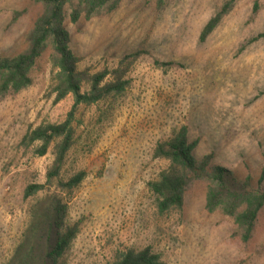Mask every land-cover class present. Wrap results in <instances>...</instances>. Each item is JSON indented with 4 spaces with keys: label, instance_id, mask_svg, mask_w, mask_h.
<instances>
[{
    "label": "rangeland",
    "instance_id": "374dc122",
    "mask_svg": "<svg viewBox=\"0 0 264 264\" xmlns=\"http://www.w3.org/2000/svg\"><path fill=\"white\" fill-rule=\"evenodd\" d=\"M224 1L121 0L76 22L66 6L77 71L121 66L128 84L73 116V145L59 178L85 176L72 192L49 187L66 205V224L77 226L61 264H112L145 248L163 264H264V209L243 242L232 218L206 210L207 182L190 184L182 208L163 215L148 189L168 166L153 157L156 146L181 128L197 142V160L213 154L215 164L253 180L264 166V38L252 41L264 33V0H236L200 43ZM42 11L37 0H0V57L27 49ZM52 53L48 44L29 73L31 86L0 97V264H10L30 207L45 195L24 199L25 187L44 184L54 159L56 142L38 157L37 145L21 140L37 126L63 122L73 103L68 95L53 104Z\"/></svg>",
    "mask_w": 264,
    "mask_h": 264
},
{
    "label": "trees",
    "instance_id": "16d2710c",
    "mask_svg": "<svg viewBox=\"0 0 264 264\" xmlns=\"http://www.w3.org/2000/svg\"><path fill=\"white\" fill-rule=\"evenodd\" d=\"M43 7L27 35L28 47L15 57H0V97L7 93H18L32 84L29 75L37 59L49 44L52 49V65L56 72L53 77V104L72 96V106L63 122L43 124L29 130L21 143L25 147L37 145L34 154L44 156L50 145L55 143L54 159L46 172L44 184H28L23 198L29 199L40 192L45 195L30 207L28 224L16 246L10 264H61L77 233V226L66 224V205L60 195L49 192L55 187L61 192H72L82 182L85 174L80 172L63 182L59 178L65 157L73 145V116L80 105L90 106L108 97L120 95L127 86L126 73L121 66L94 74L78 72L77 59L69 49V35L63 26V14L67 5H72L70 20L76 22L81 15L92 17L105 5L114 9L121 0H37ZM165 0H156L158 6ZM236 0H225L219 11L203 26L198 41L203 43L230 10ZM257 10L254 3L253 12ZM264 38L259 34L252 41ZM136 56L133 54L132 57ZM156 65L171 66L172 63ZM82 82L88 85L81 91ZM196 141H189L187 130L181 128L169 140L159 143L153 153L155 159L168 162L157 180L148 184L155 197L160 215L171 210H180L184 196L192 183L207 182L205 208L208 212L220 210L233 219L240 231L241 239L247 242L254 231L257 219L264 209V166L258 178H240L232 170L214 163V155L208 154L197 160L194 157ZM112 264H163L158 256L145 248L138 253L127 252Z\"/></svg>",
    "mask_w": 264,
    "mask_h": 264
}]
</instances>
